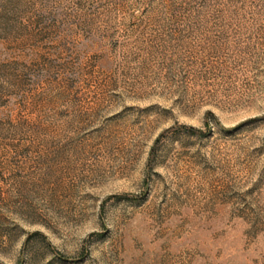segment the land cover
Listing matches in <instances>:
<instances>
[{"label":"rangeland","instance_id":"374dc122","mask_svg":"<svg viewBox=\"0 0 264 264\" xmlns=\"http://www.w3.org/2000/svg\"><path fill=\"white\" fill-rule=\"evenodd\" d=\"M0 264H264V0H0Z\"/></svg>","mask_w":264,"mask_h":264}]
</instances>
